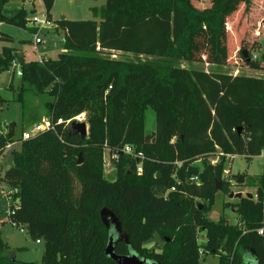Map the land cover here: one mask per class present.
Returning a JSON list of instances; mask_svg holds the SVG:
<instances>
[{
    "label": "trees",
    "instance_id": "obj_1",
    "mask_svg": "<svg viewBox=\"0 0 264 264\" xmlns=\"http://www.w3.org/2000/svg\"><path fill=\"white\" fill-rule=\"evenodd\" d=\"M42 1L47 20L64 31L63 51L22 62V84L47 90L54 98L48 117L63 122L25 140L0 134V156L17 141L0 184L9 195V219L40 240L44 253L38 262L17 259L0 228V264H117L105 254L109 236L117 233L111 216L122 235L116 251L151 264H204L208 254L219 255L213 264H254L247 254L264 264V233H258L264 229V169L253 180V198L225 204L239 223L207 217L216 192H230L225 162L264 151V77L182 64L226 66L228 19L253 0H210L205 7L195 4L200 0H103L91 7L92 19L54 20L55 0ZM8 5L0 0V22L30 28L27 9ZM262 32L259 21L254 33ZM0 40L13 37L0 31ZM256 43L240 46L239 53L247 67L264 71V49ZM115 52L123 56L112 57ZM13 61L15 48L2 45L0 77ZM147 107L156 113L151 133L145 132ZM83 112L86 137L67 123ZM126 145L143 158L123 152ZM106 151L114 177L105 173ZM194 175L198 181L190 180ZM199 200L207 206L199 208ZM200 230L206 246L198 242ZM156 233L160 249L146 246Z\"/></svg>",
    "mask_w": 264,
    "mask_h": 264
},
{
    "label": "rangeland",
    "instance_id": "obj_2",
    "mask_svg": "<svg viewBox=\"0 0 264 264\" xmlns=\"http://www.w3.org/2000/svg\"><path fill=\"white\" fill-rule=\"evenodd\" d=\"M102 3V0H55L52 8V17L54 19H92L93 13L90 7ZM195 4L205 7L210 5V0L196 1ZM8 6L10 8L23 6L28 11L27 25L30 28L0 22V31L13 36V41L8 44L16 48L17 63L20 61H30L35 58L39 60L40 54L44 52L51 58H57L60 52L63 51L64 31L57 29L51 22L46 21L43 1L11 0ZM32 7L36 9L34 13L30 11ZM35 17L45 20L44 24H40L37 32L31 30L35 26V21L32 22L31 19ZM259 21H264V7L260 8L258 0H253L247 10L245 5L241 4L238 10L228 19L227 65L217 67L216 65L207 63L183 62V66L205 71H221L234 75L264 77L263 70L247 67L239 53L240 46L252 48V44L256 42V44L261 46L262 50L264 49V32L259 37H256L254 33ZM236 32L239 33L237 35L239 37L238 41L236 40ZM35 35H38L42 41L35 43ZM230 36H233V38L230 39ZM20 55L23 59L18 57ZM256 55H259V53ZM121 56L123 55L117 52L112 55L115 58H120ZM20 91L23 92V100L18 99ZM0 95L3 98L0 101V134H6L8 126L16 123L14 140L21 138L22 130H31L34 124L48 118L47 103L54 99L47 90L45 92H37L29 83L22 84L21 76H18L16 72L12 73V70L4 71L0 77ZM86 115L85 113L83 121H86ZM144 115L145 132L151 133L156 129V113L152 107H147ZM10 149L6 145L3 154L0 156V177L3 176L5 169L11 165L9 157ZM105 153V173L110 177H114V166L111 165L107 151ZM208 159L213 161L216 158L208 157ZM263 164L264 156L262 154L256 155L251 159H247L243 155H235L228 159L224 164V179L228 180L227 186L229 191H241L243 196L248 192L254 195L256 184L253 183V180L262 174L264 169ZM194 165L200 170L204 167L202 160L195 161ZM238 174L244 176L245 182L243 184L236 182L235 176ZM3 188L2 184H0V228L2 229L3 239L10 246V255L22 261H41L44 253L43 243H36V240L29 235L26 229L24 232L20 231V228L23 227L20 223L14 225V222L9 219V195ZM199 201L203 202L202 200ZM237 201L238 198H231L227 191L223 189L218 190L215 194L214 202L207 212V217L214 222H217L222 217L228 218L234 223L239 221L236 212L230 207H225L226 203ZM198 242L199 244L205 242V232L202 230L198 232ZM161 245L162 241L158 233L154 234L146 243V246L156 249H160ZM246 256L254 264H257L252 254H247ZM205 258L204 264H213L220 259L219 255L215 254L205 255Z\"/></svg>",
    "mask_w": 264,
    "mask_h": 264
},
{
    "label": "water",
    "instance_id": "obj_3",
    "mask_svg": "<svg viewBox=\"0 0 264 264\" xmlns=\"http://www.w3.org/2000/svg\"><path fill=\"white\" fill-rule=\"evenodd\" d=\"M15 125L16 123H12L9 125L8 127V131L6 134V137L8 140L12 139L14 137L15 134ZM71 127H72V133L73 134H80L82 137H86L88 135V126H87V122L86 121H72L71 122ZM82 163V158H81V154L79 155V159H78V164ZM236 182L239 184H243L245 181L244 176H242L241 174H238L235 176ZM221 187V184L218 182L216 188L219 189ZM229 196L231 198H241L243 196V193L241 191L239 192H234V191H230L229 192ZM246 197L249 198H253L254 195L250 192L245 194ZM202 207H204L203 204H199V208L202 209ZM111 216V215H110ZM111 224L112 226L116 229V232H113L110 236H109V240L108 243L105 247V254L107 256H109L112 260H114L117 264H151L149 261H147V259L140 257L139 255L135 254V253H118L116 251V247H115V243L118 240H121L122 235L120 233V228L119 225L116 221V219H114L111 216ZM203 246L207 245V242H203L202 243ZM245 264H250V263H245Z\"/></svg>",
    "mask_w": 264,
    "mask_h": 264
},
{
    "label": "built area",
    "instance_id": "obj_4",
    "mask_svg": "<svg viewBox=\"0 0 264 264\" xmlns=\"http://www.w3.org/2000/svg\"><path fill=\"white\" fill-rule=\"evenodd\" d=\"M45 19L48 22V20H47L46 17H45ZM31 21L32 22L35 21L34 25L36 27H38V29L40 28V24H44L45 23V20L39 19V18H36V17L35 18H32ZM41 41H42L41 38L38 35H35L34 42L35 43H38V42H41ZM254 57L256 58V55H254ZM17 68H18V70L16 71ZM10 70H12V72H16V74L18 76H21L22 75L21 65L19 63H17L16 61H13ZM85 113L86 112L80 113L79 115L75 116L74 118L68 120L67 123H71L72 121H75V120L76 121H83V119H85V118H83L85 116ZM62 122H63L62 119H58L57 122H54L53 119L50 118V117L45 118V119H42L41 122H38V123L34 124L33 127L31 128V130H25L22 133L21 138L24 139V140L25 139H29V138H31L32 136H34L38 132L55 129L56 125L57 124H60ZM16 143H17V141L12 142V143L8 144L7 147L9 148V147H11L12 145H14ZM133 150L134 149L131 146H129V145L124 146V148L122 149L123 152L132 154V156H134L136 158H140V159L143 158V154L142 153H140V152L135 153ZM262 155L264 156V151L262 152ZM113 157H115V155H113ZM216 161H217V158L216 159H213L212 162L215 163ZM141 171H142V165L141 164H138L137 165V172H141ZM173 178H176L177 179V173L176 174H173ZM227 179H229V178H227ZM190 180L191 181H198L199 178H198V176L194 175V176L190 177ZM177 182H178V184H180L181 181L178 180ZM175 187L176 186H172L171 189L174 190ZM16 205L17 204H15V206ZM238 223H239V221H238ZM13 224L16 225V222H14ZM20 231L24 232L25 231V228L24 227H21L20 228ZM258 233L263 234L264 233V229L263 228H259L258 229ZM36 243H42V242L40 240H36Z\"/></svg>",
    "mask_w": 264,
    "mask_h": 264
},
{
    "label": "crops",
    "instance_id": "obj_5",
    "mask_svg": "<svg viewBox=\"0 0 264 264\" xmlns=\"http://www.w3.org/2000/svg\"><path fill=\"white\" fill-rule=\"evenodd\" d=\"M103 1V0H102ZM11 2V0H9V3ZM258 2H259V4H260V8H263L264 6H263V3H264V1L263 0H258ZM261 2H263L262 4H261ZM35 4V3H34ZM101 5V4H100ZM100 5H96V6H100ZM92 7H94V6H92ZM91 8V7H90ZM51 18L54 20V18L52 17V11H51ZM50 22V21H49ZM52 23V22H51ZM53 25V24H52ZM54 26V25H53ZM55 27V26H54ZM34 28V27H33ZM3 32V31H2ZM6 33V32H5ZM6 34H9V33H6ZM10 36H12L11 34H9ZM13 37V36H12ZM8 43H10V42H3V41H1L0 40V47L2 46V45H8V46H10ZM11 47H13V46H11ZM16 49V48H15ZM16 56H17V52H15V61L17 62V60H16ZM40 58H38L39 59V61L43 58V57H46V58H48L49 56H47V53L46 52H44V53H42V54H40ZM20 59L22 58L21 57V55L20 56H18ZM51 58V57H50ZM23 59V58H22ZM32 60H37L36 58L35 59H31L30 61H32ZM22 62H29V61H20L19 63H20V65H21V63ZM13 73V72H12ZM14 75V74H13ZM9 127V126H8ZM15 136V135H14ZM13 142H15V141H13ZM12 143V142H11ZM245 182V181H244ZM200 203L199 204H203L204 205V207L205 206H207L206 204H204L203 202H201V201H199ZM199 204H198V207H199ZM203 208V207H202Z\"/></svg>",
    "mask_w": 264,
    "mask_h": 264
}]
</instances>
